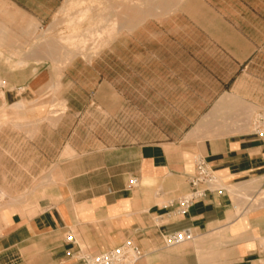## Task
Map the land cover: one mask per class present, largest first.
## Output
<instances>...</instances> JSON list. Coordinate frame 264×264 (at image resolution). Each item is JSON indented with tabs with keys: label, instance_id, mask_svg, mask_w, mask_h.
<instances>
[{
	"label": "crops",
	"instance_id": "0c3cea01",
	"mask_svg": "<svg viewBox=\"0 0 264 264\" xmlns=\"http://www.w3.org/2000/svg\"><path fill=\"white\" fill-rule=\"evenodd\" d=\"M60 1L0 0V264H85L126 240L135 264H264V142L251 127L264 0L130 10V66L57 57ZM198 159L216 181L178 213ZM182 229L192 238L164 244Z\"/></svg>",
	"mask_w": 264,
	"mask_h": 264
},
{
	"label": "rangeland",
	"instance_id": "374dc122",
	"mask_svg": "<svg viewBox=\"0 0 264 264\" xmlns=\"http://www.w3.org/2000/svg\"><path fill=\"white\" fill-rule=\"evenodd\" d=\"M153 4V0H61L57 14L49 26L56 56L68 61L74 57L95 58L104 53L107 63L130 66V60H127L130 58V10L148 8ZM69 36H73L72 40L65 39ZM113 42L118 44L119 49L113 50L114 55H111L112 50L108 46ZM111 56L118 59L111 62ZM118 71L121 72L119 69ZM126 117V122H119L124 126L118 131L121 138L130 139V113ZM28 182L30 178L23 177L24 189L29 188ZM0 193L4 195L1 185ZM31 193L23 192V196L27 198ZM2 197L0 194V198Z\"/></svg>",
	"mask_w": 264,
	"mask_h": 264
},
{
	"label": "built area",
	"instance_id": "2783aa9c",
	"mask_svg": "<svg viewBox=\"0 0 264 264\" xmlns=\"http://www.w3.org/2000/svg\"><path fill=\"white\" fill-rule=\"evenodd\" d=\"M4 85V81L0 80V88ZM253 133L264 142V112L257 113L251 122ZM216 181V177L209 169L206 162L203 159H198L195 162V172L190 178V185L192 190L183 195L177 200V212L183 213L191 206L195 201L204 197L205 185L207 188ZM136 183L135 178L129 180V185ZM217 193H221V188H215ZM192 238V234L189 229H182L179 231L165 234L163 242L167 246L176 245ZM70 239V236L67 237ZM142 252L140 248L134 244L131 240L124 241L121 245L103 250L97 253L86 254L83 257L85 264H135Z\"/></svg>",
	"mask_w": 264,
	"mask_h": 264
},
{
	"label": "bare ground",
	"instance_id": "6f19581e",
	"mask_svg": "<svg viewBox=\"0 0 264 264\" xmlns=\"http://www.w3.org/2000/svg\"><path fill=\"white\" fill-rule=\"evenodd\" d=\"M82 12V11H81ZM73 17V16H72ZM82 19V18H81ZM69 22H71V21H69ZM69 24V23H68ZM101 29V28H100ZM106 29V28H105ZM75 32V31H74ZM108 31H106V33H107ZM91 33V32H90ZM104 34H105V32H104ZM73 35H75V34H73ZM96 35V34H95ZM94 35V36H95ZM80 36V35H79ZM99 36V35H98ZM97 37V36H96ZM100 37V36H99ZM72 38H73V36H69V37H65V39L66 40H72ZM98 38V37H97ZM83 39H86V38H83ZM100 39V38H99ZM83 41V40H82ZM82 41H80V42H82ZM100 41V40H99ZM102 41V40H101ZM62 42H63V40H62ZM74 42V41H73ZM77 42V41H76ZM83 43V42H82ZM69 44V43H68ZM74 46V45H73Z\"/></svg>",
	"mask_w": 264,
	"mask_h": 264
}]
</instances>
